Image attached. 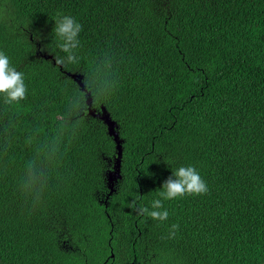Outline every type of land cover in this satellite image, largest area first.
I'll return each mask as SVG.
<instances>
[{
	"label": "trees",
	"instance_id": "obj_1",
	"mask_svg": "<svg viewBox=\"0 0 264 264\" xmlns=\"http://www.w3.org/2000/svg\"><path fill=\"white\" fill-rule=\"evenodd\" d=\"M58 13L82 25L66 68ZM0 51L28 89L0 97V264L264 263V0H0ZM181 166L208 193L137 215Z\"/></svg>",
	"mask_w": 264,
	"mask_h": 264
},
{
	"label": "clouds",
	"instance_id": "obj_2",
	"mask_svg": "<svg viewBox=\"0 0 264 264\" xmlns=\"http://www.w3.org/2000/svg\"><path fill=\"white\" fill-rule=\"evenodd\" d=\"M52 31L58 41V48L63 56H54L55 65L58 68H66L68 65L79 63L77 50L80 47L79 34L82 25L69 15L58 13L54 20ZM85 93L87 85L83 86ZM27 86L23 72L17 71L11 64L9 57L0 51V97L7 106L19 105L27 98ZM27 175L23 187L26 190H39L44 182V169L41 162L29 161L26 165ZM157 193L158 199H154L151 210L147 207H135L137 215L147 216L153 220L164 222L169 217V212L163 207V201L183 198L185 196H201L208 193V186L201 178L194 166H181L172 172L162 184ZM178 224H172L167 238H174Z\"/></svg>",
	"mask_w": 264,
	"mask_h": 264
},
{
	"label": "water",
	"instance_id": "obj_3",
	"mask_svg": "<svg viewBox=\"0 0 264 264\" xmlns=\"http://www.w3.org/2000/svg\"><path fill=\"white\" fill-rule=\"evenodd\" d=\"M78 82L81 85V82L80 81ZM87 103L88 105H90L89 100L87 101ZM88 112L90 115L99 117L103 121V123L107 126L108 135L112 137L113 142L115 144V150L117 151L115 166L113 167L112 171H109L107 173V181H108L107 186L109 189V194H112L114 192V188H113L114 182L117 178L120 177L121 141L118 139V135L115 131V123L111 120L109 114L106 113V111L103 108H101V112L99 115L92 113L90 109H88Z\"/></svg>",
	"mask_w": 264,
	"mask_h": 264
}]
</instances>
